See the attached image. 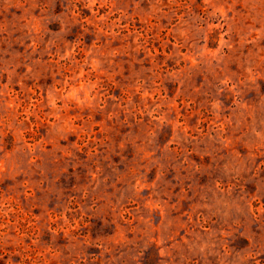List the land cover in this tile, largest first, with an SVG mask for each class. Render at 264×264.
Segmentation results:
<instances>
[{"label":"rangeland","instance_id":"374dc122","mask_svg":"<svg viewBox=\"0 0 264 264\" xmlns=\"http://www.w3.org/2000/svg\"><path fill=\"white\" fill-rule=\"evenodd\" d=\"M0 264H264V0H0Z\"/></svg>","mask_w":264,"mask_h":264}]
</instances>
